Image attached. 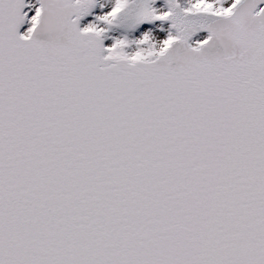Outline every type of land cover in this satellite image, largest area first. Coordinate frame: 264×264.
<instances>
[{
    "label": "snow or ice",
    "instance_id": "obj_1",
    "mask_svg": "<svg viewBox=\"0 0 264 264\" xmlns=\"http://www.w3.org/2000/svg\"><path fill=\"white\" fill-rule=\"evenodd\" d=\"M0 264H264V0H0Z\"/></svg>",
    "mask_w": 264,
    "mask_h": 264
}]
</instances>
